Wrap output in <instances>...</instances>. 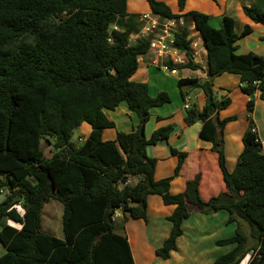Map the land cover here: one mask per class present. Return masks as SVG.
Returning <instances> with one entry per match:
<instances>
[{"label":"trees","instance_id":"obj_1","mask_svg":"<svg viewBox=\"0 0 264 264\" xmlns=\"http://www.w3.org/2000/svg\"><path fill=\"white\" fill-rule=\"evenodd\" d=\"M146 2L161 18L187 15L202 39L207 79L179 78L181 95L184 86L210 94L214 77L232 73L249 97L248 112L256 90L264 102V56L235 52L236 41L250 26L238 34L231 16L224 15L215 28L200 11L174 13L163 1ZM185 2L176 0L179 12ZM243 12L264 25V9L249 5ZM140 27L139 16L127 11V0H0V194L6 193L0 202V243L5 248L0 264H134L126 236L115 232L114 212L120 209L124 221L146 220V197L151 194L174 206L167 216L169 234L155 249L158 257L168 258L176 249L187 204H193L203 213L224 210L228 222L238 225L232 236L216 241L235 245L211 264H240L250 249L247 264H264V154L250 119L235 167L227 170L221 130L234 116L216 121L212 113L226 108L229 99L206 104L201 111L189 108L184 117L187 125L202 122L198 136L212 143L226 190L204 200L199 173L175 194L169 191L171 176L154 178L156 159L146 154V146L167 139L173 126L162 125L145 135L150 110L169 103L170 97L165 91L151 96L147 83L131 79L139 57L149 51L148 38L130 40ZM188 34L183 25L173 37L189 62H167L169 67L195 66ZM120 103L136 114L138 124L104 141L103 130L114 127L105 112ZM82 122L91 130L76 145L70 136ZM42 141L52 147L50 156ZM170 152L178 157L177 175L187 153ZM131 176L138 178L133 184L127 182ZM50 199L62 203L63 238L41 230L40 212ZM240 220L247 223L248 234L239 230Z\"/></svg>","mask_w":264,"mask_h":264},{"label":"crops","instance_id":"obj_2","mask_svg":"<svg viewBox=\"0 0 264 264\" xmlns=\"http://www.w3.org/2000/svg\"><path fill=\"white\" fill-rule=\"evenodd\" d=\"M141 3L142 0H140V4ZM249 5H255L256 7L264 9V0H186V8L184 6V9L185 12L197 10L207 14L209 16L210 24L213 22L214 25H211L215 28H219L221 26V19L224 15L231 16L235 21L234 30L238 34L241 32L244 25L250 26L251 31L236 41L235 52L237 54L252 52L257 56H264V25L253 22L244 14L243 7ZM135 6L136 0H127L128 13L141 12L137 11ZM145 9L148 12L150 11L148 4H146ZM192 42L195 43V45L191 44L190 46L193 51L192 62L195 66L193 68L186 67L180 69L182 73L178 76V78L196 77L199 79H207L206 52L198 32L192 39ZM198 45H200V48L196 49ZM153 58L154 54L149 51L145 55L139 57L138 69L131 76L133 81L145 82L148 85V80L150 78L148 65L149 63L153 66L155 65L152 62ZM184 62L182 63H187L186 61ZM241 86L242 82L240 81L238 75L232 73H222L214 77L209 83L210 94L205 93L202 89H194L197 91L194 97L196 101H193L192 104L190 102L189 104V108H195L198 111H201L206 104H210L211 102L217 103L223 99H229V104L226 108L217 111L216 114L212 113V118L216 121L234 116V119L227 121L221 130V144L225 159V166L229 171L233 170L235 167L237 157L243 148L241 138L248 127L250 119L257 127L259 136L264 139V102L259 97V91L256 90L253 94L252 111L248 112L246 109V102L249 97L242 91ZM159 91H164V89H159ZM184 93L188 92L184 91ZM183 95L180 93L181 98H184ZM208 97H210L209 103ZM183 105L178 107L176 106L175 109L170 110H167L168 108L158 110L157 107L150 110V117L144 128L146 137H149L156 128L162 125L171 124L173 126V130L167 139L159 140L155 144L147 145L146 154L149 157L156 159L154 169L155 179L170 176L172 177L169 187V191L172 194L181 192L184 189L185 182L192 179L194 175L199 173V195L202 199L207 200L208 198L225 191L226 188L222 180L221 170L217 163V155L211 150L212 143L201 139L198 136L202 122L197 120L193 124L187 125L184 122V117L187 113V109L189 108L185 109ZM105 113L107 117L114 122V127L103 130L102 140L104 141L113 140L117 131H132L138 124V117L134 112L128 110L125 103H120L114 110L106 111ZM86 124L89 126L88 133L85 135L87 137L90 133L91 127L88 123ZM42 143L46 142L42 141ZM74 144L78 145L80 143L74 142ZM170 148L187 153L177 175H175L174 172L178 162V157L171 154ZM49 154L51 155V149H49ZM135 177L136 176L129 177L127 182L130 184L135 183L138 179ZM134 179L136 180L133 182ZM173 208V205L163 204L159 195H148L146 197L147 223L142 219L136 220H140L141 222H129L131 220H128L125 223V229L128 234L126 233L125 235V233L118 232L126 236L129 242L134 264H144L145 261L147 262L146 264L156 263V258L158 256L155 254V249L161 246L162 242L169 234L171 223L167 220V216L172 213ZM186 208L188 216L182 221V230L184 233V228L189 229L197 240L205 242L204 239H207L208 242L209 238H211L213 244L217 240L232 236V234L229 235L227 228L225 233L228 234V236L224 238L213 237L211 228L214 226H223L225 219L228 218H226V215L221 212L222 210L212 213H203L196 205L193 204H187ZM151 216L154 217L153 221H151ZM119 218H122V211L117 209L114 212V220ZM162 218H165L169 224L161 220ZM148 222L153 224L160 223L164 225V231L162 233H159L156 230H151V238L158 242V245L149 246L147 243L142 245L143 241L149 239L146 235V232L148 231L145 229L149 226ZM127 223H138V226H142L143 224L145 228H133L132 231V229H128ZM232 226L233 225H231V227ZM155 237L157 238L155 239ZM232 247L233 246H230V248ZM226 248L229 249V247ZM176 250L177 247L172 252ZM222 250L224 251V249ZM158 264H161V262H158Z\"/></svg>","mask_w":264,"mask_h":264},{"label":"rangeland","instance_id":"obj_3","mask_svg":"<svg viewBox=\"0 0 264 264\" xmlns=\"http://www.w3.org/2000/svg\"><path fill=\"white\" fill-rule=\"evenodd\" d=\"M161 1L166 3L174 13H181V14L186 13L185 9L182 12L178 11L176 0H161ZM139 4H140V0H136L135 9L141 12L130 13V14H133L135 16H140L141 14L148 12L145 9V6L147 4L146 0H142V3L140 5ZM180 18L183 22L182 24L188 27L189 33H190L189 35L192 36V39H193L196 36L197 31L194 29V26L192 25L190 18L187 15L180 16L179 19ZM211 24L214 25L213 22ZM183 25H179V26H183ZM199 48H200V45H198L196 49H199ZM200 52H203V51H200ZM203 60H204V57H203ZM148 69H149V75H150V78L148 80L149 81L148 83L149 94L151 96H155L157 91H159V89H164V91L167 92L171 100L170 103L160 108L157 107V109L163 110L165 108H168L167 110H170V109H175L176 106L178 107V106L183 105L184 101H183V98H181L180 96V89L177 85V81L179 79L178 76L181 75L182 71L178 68L177 74L172 75L169 72H165L162 69H159L158 66H155V65L153 66L151 63H149ZM183 91L188 92V94L190 95L191 104L193 101H196L194 99L195 94L197 93L196 90L189 89L188 87L184 86ZM88 127L89 126L86 123H80L78 126H76L72 131V134L70 136V141L72 143L83 142V139H85L86 137L85 135H87L88 133ZM46 144L47 143H42V147L45 151L44 152L45 155L47 156L50 154H49L48 146ZM49 148L52 149L51 146ZM136 179H134L133 182ZM5 195L6 193L2 191V193L0 194V202L4 199ZM15 207L20 213H22V209L20 208L19 205H15ZM62 208H63L62 203L55 199H50L46 203H44L42 210L40 212V226L43 232L49 233L58 238H63V232L61 229ZM221 212L226 215V218L228 217V214L226 211L222 210ZM129 218L130 217H128L126 221H124L122 218L116 219L114 221L115 232L117 233L122 232V233H125L126 235L127 231L125 229V223L128 220H131L129 222H141L140 220L136 221L138 219H132V218L129 219ZM153 220H154V217L151 216V221ZM161 220L169 224L165 218H162ZM143 221L147 223L148 220L146 219ZM225 221L223 223V226H214L211 228L214 238L215 237L224 238L228 236V234L225 233V230L227 228H228L229 235L234 234L235 229L237 228L238 225L235 222H228V218L225 219ZM2 222H4L7 225L13 226L17 229L20 228L19 224L9 219H4ZM148 224H149L148 228H145L143 224L142 226H138V223H127V226H128V229L129 230L132 229V231H133V228L138 229L140 227H144L148 231L146 232V235L149 237V239L148 240L146 239L145 241H143L142 245L145 243H147L149 246L158 245V242H156L153 238H151V230L153 231L156 230L159 233H162L164 231V225L160 223L153 224L149 222ZM231 225L233 226L231 227ZM1 226L2 224L0 222V228ZM184 229H185V233L183 232L182 225H181L182 232L177 238V245H176L177 250L174 252H171L169 257L165 259H162L156 256L157 257L156 263L154 264H158V262H161V264H210L216 257L229 252L232 249L230 248V246L235 245V244L220 245V244H217L216 242L213 244L211 238H209L208 242H207V239H204L205 242H201L195 238L194 234L189 229H186V228ZM239 230L243 232L244 234H248L249 228H248L247 223L240 220ZM195 235H198V234H195ZM156 238L157 237H155V239ZM250 244H251V241L249 240L248 245ZM226 247H229V249H227ZM222 249H224V251ZM152 250H151V253H152ZM4 252H5V248L0 243V255H2ZM252 254H253V250L250 249V251L246 254V256L244 257V259L241 261L240 264H247ZM146 263L147 262L145 261L144 264Z\"/></svg>","mask_w":264,"mask_h":264},{"label":"built area","instance_id":"obj_4","mask_svg":"<svg viewBox=\"0 0 264 264\" xmlns=\"http://www.w3.org/2000/svg\"><path fill=\"white\" fill-rule=\"evenodd\" d=\"M161 18L158 14L152 12H146L139 17L141 22L140 30L137 33L130 35V40L135 41L139 38L149 39V52L154 54L152 59L153 64L158 66L165 72H169L172 75L177 74L175 67H169L167 62H171L174 65L184 64L189 62V57L181 51L174 43L173 34L178 30L179 25H183L181 18ZM113 28H116L115 26ZM190 34V33H189ZM188 34V38L192 36ZM193 61V57H192ZM184 62V63H182ZM184 108H189L191 97L188 93H184ZM251 132L255 134V142L258 143L260 153L264 154V139L259 136L257 127L253 124Z\"/></svg>","mask_w":264,"mask_h":264},{"label":"water","instance_id":"obj_5","mask_svg":"<svg viewBox=\"0 0 264 264\" xmlns=\"http://www.w3.org/2000/svg\"><path fill=\"white\" fill-rule=\"evenodd\" d=\"M210 102V97H208V103ZM124 180H126V178L124 179ZM112 219L110 218V221H111Z\"/></svg>","mask_w":264,"mask_h":264}]
</instances>
